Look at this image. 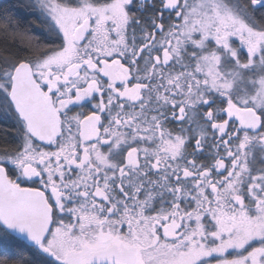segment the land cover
Returning <instances> with one entry per match:
<instances>
[{
	"label": "snow or ice",
	"instance_id": "obj_1",
	"mask_svg": "<svg viewBox=\"0 0 264 264\" xmlns=\"http://www.w3.org/2000/svg\"><path fill=\"white\" fill-rule=\"evenodd\" d=\"M24 6L47 43L0 14V264H264V0Z\"/></svg>",
	"mask_w": 264,
	"mask_h": 264
},
{
	"label": "trees",
	"instance_id": "obj_2",
	"mask_svg": "<svg viewBox=\"0 0 264 264\" xmlns=\"http://www.w3.org/2000/svg\"><path fill=\"white\" fill-rule=\"evenodd\" d=\"M24 0H0V14H6L13 18V26L20 31L34 33L29 37L35 45L36 40H40V46L43 47L47 43L46 30L41 27L37 19V14L26 8ZM15 47L23 48V42L17 44ZM4 126V120L0 118V127ZM3 142L0 141V144Z\"/></svg>",
	"mask_w": 264,
	"mask_h": 264
},
{
	"label": "flooded vegetation",
	"instance_id": "obj_3",
	"mask_svg": "<svg viewBox=\"0 0 264 264\" xmlns=\"http://www.w3.org/2000/svg\"><path fill=\"white\" fill-rule=\"evenodd\" d=\"M8 123H11V121H8Z\"/></svg>",
	"mask_w": 264,
	"mask_h": 264
},
{
	"label": "rangeland",
	"instance_id": "obj_4",
	"mask_svg": "<svg viewBox=\"0 0 264 264\" xmlns=\"http://www.w3.org/2000/svg\"><path fill=\"white\" fill-rule=\"evenodd\" d=\"M25 1V0H24ZM3 119V118H2Z\"/></svg>",
	"mask_w": 264,
	"mask_h": 264
}]
</instances>
